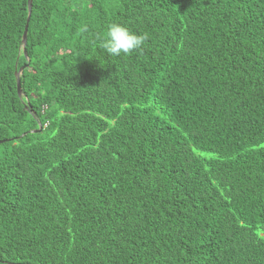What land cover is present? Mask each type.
Wrapping results in <instances>:
<instances>
[{
    "label": "trees",
    "instance_id": "obj_1",
    "mask_svg": "<svg viewBox=\"0 0 264 264\" xmlns=\"http://www.w3.org/2000/svg\"><path fill=\"white\" fill-rule=\"evenodd\" d=\"M27 13L0 0V264H264V0Z\"/></svg>",
    "mask_w": 264,
    "mask_h": 264
},
{
    "label": "clouds",
    "instance_id": "obj_2",
    "mask_svg": "<svg viewBox=\"0 0 264 264\" xmlns=\"http://www.w3.org/2000/svg\"><path fill=\"white\" fill-rule=\"evenodd\" d=\"M147 40L146 33H137L121 23H112L106 38L99 41V47L108 55L120 57L141 50Z\"/></svg>",
    "mask_w": 264,
    "mask_h": 264
},
{
    "label": "water",
    "instance_id": "obj_3",
    "mask_svg": "<svg viewBox=\"0 0 264 264\" xmlns=\"http://www.w3.org/2000/svg\"><path fill=\"white\" fill-rule=\"evenodd\" d=\"M30 11H31V0H28V13H27V21L29 19V16H30ZM26 33H27V22L24 26V30H23V33H22V38H21V42H22V46L24 47L25 43H26ZM23 53L24 55H26V51L25 49L23 48ZM23 67H19L16 71H15V76H16V86H17V92H18V95L20 94L21 92V88H20V73L22 71ZM41 129V125L38 126V129L37 130H40ZM2 140H0L1 142Z\"/></svg>",
    "mask_w": 264,
    "mask_h": 264
}]
</instances>
